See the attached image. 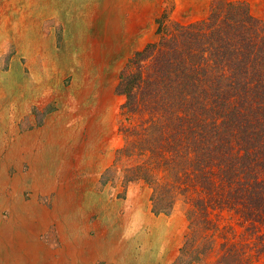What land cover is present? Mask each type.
<instances>
[{"label": "rangeland", "instance_id": "rangeland-1", "mask_svg": "<svg viewBox=\"0 0 264 264\" xmlns=\"http://www.w3.org/2000/svg\"><path fill=\"white\" fill-rule=\"evenodd\" d=\"M229 1L245 2L264 23V0ZM212 2L0 0L1 228L15 211L20 232L30 230L27 242L41 228L40 254H63L51 264H175L186 207L155 215L142 183L99 181L123 145L120 71L157 40L164 13L202 21ZM0 240L15 254L11 264H26L15 239ZM31 247L30 264L54 257Z\"/></svg>", "mask_w": 264, "mask_h": 264}, {"label": "trees", "instance_id": "trees-1", "mask_svg": "<svg viewBox=\"0 0 264 264\" xmlns=\"http://www.w3.org/2000/svg\"><path fill=\"white\" fill-rule=\"evenodd\" d=\"M156 24L119 73L123 145L99 184L142 183L155 215L186 207L175 264H264V23L213 0Z\"/></svg>", "mask_w": 264, "mask_h": 264}, {"label": "bare ground", "instance_id": "bare-ground-1", "mask_svg": "<svg viewBox=\"0 0 264 264\" xmlns=\"http://www.w3.org/2000/svg\"><path fill=\"white\" fill-rule=\"evenodd\" d=\"M11 216L12 217L10 218L9 223L6 226H3V228L0 227V237L4 236L6 234L9 237H12L13 239H15L16 246H15L14 249L17 248L18 251L20 250V252H22V251L25 252V254L20 255L17 258L19 259V261L25 258L26 259V264H30L34 260L32 257H30V254H31L30 252H33V249L31 247V242H27L26 241V239H27L26 236H28L30 234V230L26 229V232L24 234L22 232H20L19 227H18V225H19L18 224L19 217L17 215V211L13 212V214H11ZM5 242L6 241H4V240H0V250L5 253L4 257L0 255V264H3V263L11 264V263L14 262L15 254H9L7 251H5V249H6ZM8 255H12L13 256L12 257V262L10 261V257Z\"/></svg>", "mask_w": 264, "mask_h": 264}, {"label": "crops", "instance_id": "crops-1", "mask_svg": "<svg viewBox=\"0 0 264 264\" xmlns=\"http://www.w3.org/2000/svg\"><path fill=\"white\" fill-rule=\"evenodd\" d=\"M46 225H44V227H45ZM43 228V227H42ZM40 230H41V228H40ZM39 230V231H40ZM39 231H37L35 234H34V236H35V238L33 239V241H31L32 242V245L34 246V251H36L33 255L34 256H37V257H49V255H53L54 257H52L51 256V258H49V259H47V261L48 262H50V263H47V264H51L52 263V259H55L56 260V257L55 256H58V258H57V261H61L62 259H63V254H61V255H59V254H57V253H52V252H43V253H41L40 254V249H39V247H38V245L40 244V242L37 240V233L39 232ZM7 238V237H6ZM4 252H2L1 250H0V255L1 256H3L4 257ZM62 258V259H61Z\"/></svg>", "mask_w": 264, "mask_h": 264}]
</instances>
